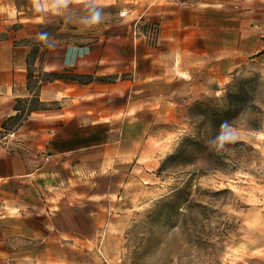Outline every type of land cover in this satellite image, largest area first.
<instances>
[{
    "label": "crops",
    "instance_id": "obj_1",
    "mask_svg": "<svg viewBox=\"0 0 264 264\" xmlns=\"http://www.w3.org/2000/svg\"><path fill=\"white\" fill-rule=\"evenodd\" d=\"M90 6V0H70L67 8L53 14L36 12L32 0H0V183L38 177L45 166L38 164L39 154L46 151V162L65 165L71 160L64 155L77 152L80 168L98 173L116 157H106L107 149L134 146L126 160L138 162L144 145L160 142L183 126L187 107L218 93L247 58L240 48L247 22L234 11L232 0H100L99 6L112 10L113 16L87 41L78 35L86 32L82 17ZM234 15L240 16L235 25ZM135 22L139 35L133 31ZM146 25L157 28L153 43L143 36ZM28 62L33 78L68 73L91 81L42 82L39 101L55 107L30 113L14 137H5L2 124L16 114L17 100L34 94L27 86ZM130 123L149 131L128 137ZM73 129L118 131L119 136L96 142L93 149L71 151L65 146L73 142L68 135ZM84 151L96 155L85 157ZM149 162L158 163L153 157ZM22 259L19 264H40L28 254ZM55 264L68 263L64 259Z\"/></svg>",
    "mask_w": 264,
    "mask_h": 264
},
{
    "label": "rangeland",
    "instance_id": "obj_2",
    "mask_svg": "<svg viewBox=\"0 0 264 264\" xmlns=\"http://www.w3.org/2000/svg\"><path fill=\"white\" fill-rule=\"evenodd\" d=\"M232 3L247 22L240 47L247 58L227 76L218 93L200 99L221 97L235 76L257 75L261 82L257 105L264 112V0ZM102 10L104 20L78 36L89 41L101 24L108 23L113 12ZM239 17L234 15V25ZM245 118L256 117L249 112ZM104 131L73 129L68 134L73 142L65 148L93 149L96 142L119 136L118 131ZM148 131L130 123L125 134L137 137ZM188 131L185 114L183 126L160 142L144 145L138 162L126 160L134 146L107 149L106 157H116L100 173L82 170L77 152L64 155L71 160L67 165L46 162L48 151L39 154L38 164L45 166L38 177L27 183H0V264L7 260L19 264L27 254L40 264L64 259L68 264H264V125L258 131L228 130L230 146L223 151L233 161L228 162L227 172L193 177L188 167L184 174L161 180L156 175L161 161ZM83 155L96 154L84 151ZM152 157L157 165L149 162ZM187 181L192 201L178 213L160 216L156 202Z\"/></svg>",
    "mask_w": 264,
    "mask_h": 264
},
{
    "label": "trees",
    "instance_id": "obj_3",
    "mask_svg": "<svg viewBox=\"0 0 264 264\" xmlns=\"http://www.w3.org/2000/svg\"><path fill=\"white\" fill-rule=\"evenodd\" d=\"M34 50L31 52V56ZM59 79L88 83L91 77L68 73H39L33 78V70L28 62L27 86L33 90L31 98L18 99L15 106L16 114L8 118L3 124V135L15 132L34 111L46 110L47 104L39 101L37 92L42 82ZM102 81L106 78L101 79ZM260 77L235 76L225 87L221 97H204L194 101L186 109L188 133L179 139L172 153L168 154L160 163L156 175L161 180L175 173L184 174L185 169L191 168L190 176L198 177L208 172H227L228 162H232L224 148L229 147L227 142L224 148H217L212 143L224 131L228 136L229 129H243L258 131L264 125V112L257 105L260 89ZM256 118L246 120L248 113ZM227 123L224 129L221 125ZM244 145V142H238ZM192 190L187 181L182 186L172 188L167 195L160 198L156 205L160 207V216L167 218L171 213H178L183 206L192 201ZM180 215V213H179Z\"/></svg>",
    "mask_w": 264,
    "mask_h": 264
},
{
    "label": "clouds",
    "instance_id": "obj_4",
    "mask_svg": "<svg viewBox=\"0 0 264 264\" xmlns=\"http://www.w3.org/2000/svg\"><path fill=\"white\" fill-rule=\"evenodd\" d=\"M33 6L36 12H52L53 14H59L61 9L67 8L70 0H32ZM91 6L88 9L89 14L82 17V24L85 28H92L100 24L104 18V12L99 6L100 0H90ZM227 123L221 125L224 129ZM228 140V136L224 131L215 138L214 143L217 148H224L225 143Z\"/></svg>",
    "mask_w": 264,
    "mask_h": 264
},
{
    "label": "built area",
    "instance_id": "obj_5",
    "mask_svg": "<svg viewBox=\"0 0 264 264\" xmlns=\"http://www.w3.org/2000/svg\"><path fill=\"white\" fill-rule=\"evenodd\" d=\"M125 15V12L124 11H121L120 12V16H124ZM146 31L143 33V36L146 38L147 41H149L150 43H153L155 40H156V36H157V29H156V26L155 25H146ZM133 31H134V34L136 35H139L140 33V24L139 22H135L134 25H133ZM14 133L15 132H10V133H7L5 135V137H14Z\"/></svg>",
    "mask_w": 264,
    "mask_h": 264
}]
</instances>
